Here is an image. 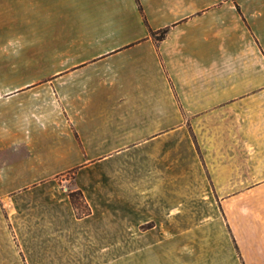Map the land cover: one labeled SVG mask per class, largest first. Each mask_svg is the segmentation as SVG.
<instances>
[{"label":"crops","instance_id":"0c3cea01","mask_svg":"<svg viewBox=\"0 0 264 264\" xmlns=\"http://www.w3.org/2000/svg\"><path fill=\"white\" fill-rule=\"evenodd\" d=\"M45 44L63 45L46 56ZM45 65L52 74L31 76ZM263 107L264 0H0V264H47V244L65 264L74 254L61 242L78 224L69 207L15 198L125 146L171 153L193 130L209 176L233 193V123L248 153ZM223 114L229 137L206 138ZM232 198L221 200L222 220L208 218L229 225L224 248L182 250L181 264H264L257 203Z\"/></svg>","mask_w":264,"mask_h":264},{"label":"rangeland","instance_id":"374dc122","mask_svg":"<svg viewBox=\"0 0 264 264\" xmlns=\"http://www.w3.org/2000/svg\"><path fill=\"white\" fill-rule=\"evenodd\" d=\"M160 34L157 31L151 37L158 40ZM33 45L36 44H31V60L38 56ZM55 45L63 44H45L46 56L53 55ZM245 54L251 55L249 48ZM52 68L31 66L30 74L40 72L48 77ZM253 115L256 122L250 128L248 153L245 146L235 144L241 130L233 123V161L238 172L241 167L239 174L233 167V193L226 191L229 179L209 176L197 132L185 129L184 134L177 135L178 143L171 153H167L165 145L154 151L150 146H125L105 160L62 171L45 180L41 191L15 200L57 202L63 208L69 207L71 216L78 219L77 238L61 242L71 247L74 255L63 256L62 263L181 264L182 250L193 254L192 250L204 247V243L224 248L229 225L208 222V218L222 220L225 216L227 210L221 209V200L233 196V202L238 204L257 203L253 211L256 217L264 218V175H250L264 173V107ZM228 117L223 114L221 120L216 118V125L212 119L210 124L216 127L205 130L204 136L228 138ZM235 211L245 216L244 208ZM55 243L59 242H52ZM32 244L29 242L31 254ZM52 250L53 246L47 244L45 261L58 264Z\"/></svg>","mask_w":264,"mask_h":264},{"label":"trees","instance_id":"16d2710c","mask_svg":"<svg viewBox=\"0 0 264 264\" xmlns=\"http://www.w3.org/2000/svg\"><path fill=\"white\" fill-rule=\"evenodd\" d=\"M149 33H150L151 36H155V34H156V32L153 31V30H151V29L149 30ZM165 34H166V31H165V30H162V31H161V34H160V36H159V39L164 38V37H165Z\"/></svg>","mask_w":264,"mask_h":264}]
</instances>
